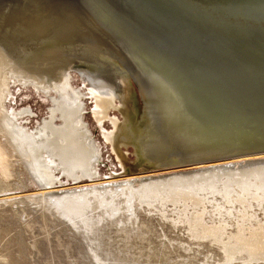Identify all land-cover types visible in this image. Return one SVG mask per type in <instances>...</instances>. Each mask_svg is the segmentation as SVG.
Returning a JSON list of instances; mask_svg holds the SVG:
<instances>
[{
	"label": "water",
	"instance_id": "water-1",
	"mask_svg": "<svg viewBox=\"0 0 264 264\" xmlns=\"http://www.w3.org/2000/svg\"><path fill=\"white\" fill-rule=\"evenodd\" d=\"M264 156V0H0V193Z\"/></svg>",
	"mask_w": 264,
	"mask_h": 264
},
{
	"label": "rangeland",
	"instance_id": "rangeland-1",
	"mask_svg": "<svg viewBox=\"0 0 264 264\" xmlns=\"http://www.w3.org/2000/svg\"><path fill=\"white\" fill-rule=\"evenodd\" d=\"M221 163H224L223 168L230 167L229 169L236 173L242 171L245 166L243 160L234 161L233 164L230 160ZM210 164L203 165L211 166ZM189 168L192 166L53 184L46 187L61 189L74 185L89 186L109 180H123L128 177L156 173L166 174L176 170H189ZM244 179L245 177H242V180ZM219 185L216 187L220 188V192L224 193V188L231 187L234 192L242 195L235 186ZM107 187L104 188L106 190L103 193L101 191L102 198L115 196L120 191L117 185ZM35 190L37 187L0 195V264H223L226 259L225 254L229 252L223 250L216 241L217 239L209 235L210 232L206 237L193 238L186 221L174 222L177 213L182 214L184 210L182 208H185L180 203L173 204L167 201L162 205L156 201L149 206L146 204L149 203L147 201L153 200L154 197L148 196L150 199L147 197V200L142 197L140 199L144 198L146 201L142 200L140 204L131 195L128 197L131 200L127 198L128 200L126 199L122 204L124 197L118 195L119 198L116 199L118 203L115 201L116 207L108 212L103 209L104 201L99 200L98 205L89 203L83 210V214L71 217L69 206L57 198L45 202L26 199L25 196L11 197V200L5 198L18 193H31ZM207 193L205 195L211 201L205 204L203 221L207 226L216 225L221 216L228 222L223 235L235 234L237 229L235 225L241 219L237 210L243 205L235 198L237 195L229 193L231 199L227 197L230 201L223 203V197L220 195L222 193L214 194V196L209 191ZM262 197L264 198V191ZM84 198L80 197L81 201L75 203L84 205L86 203ZM215 201L223 203L220 205L224 207L221 212L215 209ZM159 204L163 206L162 209ZM190 205L187 206L188 213H193L190 215H195L197 209V212L201 211V208L193 210ZM248 206L249 208L247 205L243 207L247 208V214L252 216L249 221L255 226L259 225L261 228L255 227L256 231L262 232L264 230L262 225L264 224V209L250 199H248ZM229 209H232L231 213ZM222 239L227 240L225 236ZM249 242L256 246H240V252H237L240 255L235 254L229 264H246L243 262L248 259L247 264H264V238L254 236L249 238Z\"/></svg>",
	"mask_w": 264,
	"mask_h": 264
},
{
	"label": "bare ground",
	"instance_id": "bare-ground-1",
	"mask_svg": "<svg viewBox=\"0 0 264 264\" xmlns=\"http://www.w3.org/2000/svg\"><path fill=\"white\" fill-rule=\"evenodd\" d=\"M260 158H264V156L230 160L232 164L234 161H240V160H243V162H245V166H243V170L239 171L238 173L230 170L229 169L230 167L223 168L224 167L223 164L225 162L223 164L221 162H218V163L210 164L211 166L200 164V165L192 166V168H189V170L185 169V170H176V171L169 172L166 174L156 173L152 175H143V176H138V177L135 176L136 178L128 177L123 180H109L106 182H101V183H97L95 185H89V186L87 185L75 186L74 185L73 187L61 188V189H48L46 186H40V187H37V190H35L34 192L27 193V194L18 193L15 196L12 195L9 197L7 196L5 198L11 200V197L21 198L22 196H25L26 199L34 200L37 202L52 201L53 198H57L58 200L62 201L63 204H66L69 206L71 217H78L79 215L83 214V210L87 207L89 203H97L98 205L99 200L104 201L105 205L103 209H105V211L108 212V210L110 211V209L116 207L115 201L118 200L117 199L119 198L118 195H121V196L123 195L122 197H124L123 203L120 202L122 204H124L125 200L128 197H131V195H133L132 197L134 198L135 201H137V203H140V201L145 200L144 198H146L147 200L150 196L154 197V199L152 198L153 200L147 201L149 203H146V204L149 206L150 205L152 206L153 202H156V201L160 202L162 205L166 203L167 201L168 202L170 201L173 204L180 203L185 208H182L184 209L182 214L178 215L177 213V218L174 222H185L186 221L188 229L192 231V233L191 232L190 233L193 238L198 239V238L206 237L208 236L207 233L210 232L209 235H212L214 236V238L217 239L216 241H218V243L221 245L223 250L229 251L227 254H225L226 259H225V262L223 263V264H229V262H231V259L234 258L235 254L236 255L239 254L237 252H240L239 250L241 249L240 246L255 245L254 243L249 242V238L254 237V236H260V238H264V235H262L264 230L262 232H259V231L257 232L255 227H260V226L259 225L255 226V224L251 223V221L249 220H250V217L252 216L250 214H247L246 212V209L249 208L248 199L255 201L260 206H262V208L264 209V198L262 197L263 191H264V159H260ZM242 177H245V179L242 180ZM219 184L235 186L242 195H239L236 191L234 192L233 189H231V187L224 188L223 189L225 191L224 193L220 192L219 191L220 188L218 189L216 187ZM111 185L113 186L117 185L118 189L120 188V191L118 192V194L116 193L117 195L115 196L111 195L108 198H102L103 196H100L101 191L103 193V191L106 190L104 188H106L107 186H111ZM220 186L221 185H219V187ZM16 191H20V190L1 192L0 195L15 193ZM207 191H209V193L212 194L213 196L214 194L217 195V193H222L220 195H222L223 197V203L230 201L229 193L238 196V197L235 196V198L240 200L243 205H242V208L237 210V214L240 215L241 219H239V222L236 221L237 223L235 226L237 227V229H236L235 234L230 233L229 235H223V231L226 229L228 222L224 218H222L220 215H219L220 217L216 225L213 224V225L207 226L206 223L203 221V214H204L203 211L205 209V204L211 201V199L207 196L208 195ZM205 193H207V195H205ZM108 195H109V192H108ZM80 197H85L83 199L86 202L84 203V205L83 203L82 204L80 203L78 205L77 203H75L76 201H79V200L81 201ZM142 197L144 198L141 200L140 198ZM235 198H232V200L236 201ZM129 200H131V198ZM187 203L192 205L190 206L192 207L193 210L197 208H201L200 209L201 211L197 212L198 211L197 209V211H195L196 212L195 215H190L193 213L192 212L188 213L187 206L189 204ZM223 203L215 201V209L218 212H221L222 209H224V207L220 206ZM244 205H247L246 209L245 207H243ZM162 208L163 206L161 207V209ZM127 209H128V206H127ZM231 211L232 209H229V213H231ZM245 214H246V217H245ZM247 215L249 217H247ZM262 225L264 227L263 223ZM224 236H225V239L227 238V240L222 239ZM184 248H187V247H184ZM186 250H188V248ZM248 260L244 261L243 263H246V264L249 263Z\"/></svg>",
	"mask_w": 264,
	"mask_h": 264
}]
</instances>
